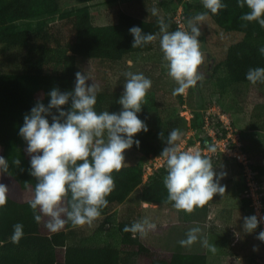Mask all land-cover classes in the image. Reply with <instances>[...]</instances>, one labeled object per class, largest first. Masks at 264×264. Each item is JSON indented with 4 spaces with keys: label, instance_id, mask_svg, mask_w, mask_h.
Returning a JSON list of instances; mask_svg holds the SVG:
<instances>
[{
    "label": "trees",
    "instance_id": "16d2710c",
    "mask_svg": "<svg viewBox=\"0 0 264 264\" xmlns=\"http://www.w3.org/2000/svg\"><path fill=\"white\" fill-rule=\"evenodd\" d=\"M76 1L86 3L92 0ZM177 2L183 9L186 28L190 17L206 11L202 5L182 3V0ZM224 3L227 7L211 15L201 27V32L205 33L210 28L216 36L225 40L220 43V47L225 48L222 63L226 75L233 84L247 87L246 103L254 107V114L258 117L264 113V84L253 86L245 79V74L250 68L264 67V55L258 51L264 47V27L255 22L242 21L240 17L248 9L239 7L237 0H224ZM59 11L60 0H0V50L19 55L11 72H0V156H4L9 164L8 172L0 175V183L9 188L7 203L0 206V264H208V251L199 241L190 247L179 244L194 227L201 229V239L208 238L211 226L205 223L157 225L156 230L146 236L137 234L134 237L123 231L125 225L131 223L121 221L116 226L119 243L113 247L84 245L88 238L81 239L75 231L78 227L71 223L61 231L51 233L44 227V221L40 224L34 221L29 201L34 198L36 179L29 175L30 156L26 152V142L21 144L23 138L19 135L24 115L30 112L38 100L47 106V93L52 88L61 91L74 88L78 59L105 61L114 67L129 61L136 62L138 58L154 52L155 42L142 48H132L134 38L129 29L138 26L144 33L159 31L158 19L147 21L121 10L116 11L113 23L95 25L87 8L60 14V24L49 27L55 29L52 34L43 31L44 22H39L36 28L26 26L21 29L17 25L18 22L53 15ZM164 20L169 25V31L177 30L173 18L167 16ZM60 33L65 35L64 41ZM51 41L56 46L52 51L46 47ZM42 54L44 60H50L51 55L55 57V71L40 66L41 60L37 56ZM125 79V74L119 75L113 88L97 94V112L118 113L121 110L118 100L123 93ZM68 107L70 105H66L65 110ZM221 109L228 113L225 108ZM202 111L194 113L189 125L181 116L182 119L177 117L165 121L159 118L154 128H149L147 133L137 134L140 147L133 146L130 150L150 161L160 156L172 129H180L184 136L189 129H193L198 132V136L203 124ZM53 114H56L55 110ZM239 134L242 151L247 154L254 177L262 188L264 210V191L261 185L264 178V155L248 152L244 148L240 131ZM192 143L193 139L189 140V144ZM16 160L20 161L19 165L14 164ZM218 161L212 160L213 166ZM229 163L236 166L241 184V166ZM145 165L125 166L121 171L113 173L115 189L107 197L109 204L101 216L110 214L122 205L139 187H142L140 200L143 204L172 207L171 203H165L168 195L164 185L166 167L157 169L143 182ZM241 195L247 206L242 184ZM17 223L23 225L24 237L18 244H14L10 237ZM105 226L106 223L99 226L94 236L98 237L99 233L104 235Z\"/></svg>",
    "mask_w": 264,
    "mask_h": 264
},
{
    "label": "clouds",
    "instance_id": "9594fccd",
    "mask_svg": "<svg viewBox=\"0 0 264 264\" xmlns=\"http://www.w3.org/2000/svg\"><path fill=\"white\" fill-rule=\"evenodd\" d=\"M201 2L206 11L190 17L186 29L169 31V25L160 17L157 7L150 10L152 16L158 17L157 33H144L138 26L129 29L134 38L132 48L159 41L167 75L177 84L173 96L186 94L204 79L199 71L204 62L199 39L201 27L211 15L227 7L224 0ZM237 4L248 9L241 15L242 21L264 27V0H237ZM258 51L264 55V47ZM125 77L118 113L97 112L95 105L100 88L87 72H77L71 91L52 88L47 93V106L38 100L24 115L19 135L26 142V152L30 156L29 175L36 179L34 198L29 201V206L33 210L34 221L37 224L44 221V227L51 233L61 231L68 223L74 227L91 226L101 217L109 204L107 197L115 189L113 173L128 165L125 158L127 150L133 146L140 147L137 134L149 131L138 114L152 81L142 73L128 72ZM245 79L253 86L264 84V67L250 68ZM66 105H70L67 110ZM183 136L180 129H172L159 157L167 170L165 203H171L178 211L190 213L195 207H202L226 192L221 181L227 172H217L211 158L199 151L181 150ZM207 151L215 153L216 148L209 146ZM14 164L19 165L20 161L16 160ZM8 170V161L0 156V175ZM8 191V186L0 183V206L7 203ZM243 220L244 232L251 234L264 222V217L258 219L252 215ZM156 228L150 219L143 218L125 225L123 231L134 237L137 234L144 237ZM200 232L199 227L191 228L186 238L179 241L180 246L190 247L199 241L209 252L216 253L217 247L207 238L201 239ZM23 237V225L15 224L11 241L18 244ZM257 239L264 242V231L259 232Z\"/></svg>",
    "mask_w": 264,
    "mask_h": 264
},
{
    "label": "rangeland",
    "instance_id": "374dc122",
    "mask_svg": "<svg viewBox=\"0 0 264 264\" xmlns=\"http://www.w3.org/2000/svg\"><path fill=\"white\" fill-rule=\"evenodd\" d=\"M182 3L202 5L201 0H182ZM180 4L177 0H92L86 3H78L76 0H60V11L53 15L44 16L37 19L18 22L19 28L24 29L26 26L36 28L39 22H44L43 31L52 34L53 30L49 28L51 25L60 24L59 15L69 11H75L79 8H87L90 12L91 19L95 25H108L114 22L115 13L118 10L124 11L132 16L147 21H153L158 17L152 16L150 10L157 7L160 10V17L164 19L170 16L175 17ZM203 8V7H202ZM172 23V20H171ZM53 27V26H52ZM64 34L60 33V38L64 41ZM201 50L204 54V62L200 66L199 71L204 79L198 82L195 88L189 89L186 94L173 96L172 92L177 87L176 82L167 75L164 67L163 53L161 52L159 41H155V50L151 54L144 55L137 59L136 62L129 61L125 65L112 66L110 63L95 59H78L77 72H87L92 81L95 82L100 91L113 88L119 77L128 72L142 73L145 77L152 81V87L148 91L145 102L142 104V111L138 114L139 118L144 121L148 128H154L158 119L162 118L175 119L181 116L184 109L192 113L200 112L209 107H221L229 113L230 119L240 131L244 148L252 155H264V113L256 116L253 111L254 107H249L246 103L247 87L245 85L233 84L226 75L222 63L224 47H220L225 40L216 36L212 29H208L200 36ZM51 51L56 47L53 41L46 46ZM18 54L12 51L0 50V72H11L14 64L17 63ZM40 59V66L46 67L49 71H55V57L51 55V59L44 60L43 54L37 56ZM44 60V61H43ZM92 81H88L89 84ZM184 107V108H183ZM220 107V108H218ZM223 113H225L223 111ZM181 118V117H180ZM182 119V118H181ZM188 132V131H187ZM184 138L186 136H183ZM183 138V139H184ZM25 141L22 140L21 144ZM1 149V148H0ZM254 153V154H253ZM127 166L137 164H148L140 154L133 150L125 152ZM147 161V162H145ZM217 172L226 171L227 176L221 181L226 186L224 194L217 195L212 201L210 208L206 205L195 207L192 212L178 211L173 207H160V214L167 211L169 214L163 215L158 219H152L153 212L147 209L150 205L143 204L140 200L142 187L133 191L124 201L125 204L120 205L110 214L103 215L98 218L91 226H79L76 228L80 238H88L83 244L87 246H106L114 245L118 242L115 228H113V215L119 216L123 214V210L129 213V217L125 221L133 223L137 220L148 218L153 223H178V222H200L205 217L203 209H213L215 216L211 215L210 221L205 224L211 226V244L217 247L216 253L207 252L210 256L208 264H219L220 254L230 250L231 240L234 241L235 252H245L249 243L252 245V253L255 252L261 256L257 264H264V242L257 239L259 229L248 234L243 230L244 217L250 216L249 210L241 195L240 176L236 166L232 163L218 161L214 163ZM264 191V178L261 180ZM144 207V208H143ZM235 210V215H222L220 211ZM232 223H238L233 225ZM117 223V219L115 221ZM121 222V221H120ZM106 223L105 234L99 233L98 237L94 233L99 226ZM105 225V224H104ZM116 225V224H115ZM223 232V233H222ZM213 233V234H214ZM220 233V235H218ZM219 236V237H218ZM235 240L237 241L235 243ZM247 246V247H246ZM254 249H256L254 251Z\"/></svg>",
    "mask_w": 264,
    "mask_h": 264
},
{
    "label": "built area",
    "instance_id": "2783aa9c",
    "mask_svg": "<svg viewBox=\"0 0 264 264\" xmlns=\"http://www.w3.org/2000/svg\"><path fill=\"white\" fill-rule=\"evenodd\" d=\"M174 24L177 29H186L185 16L182 7H179L174 17ZM184 108V107H183ZM220 108V107H218ZM194 113L187 109L182 110L183 117L188 125L193 119ZM203 124L200 128V134L193 129H189L183 139L182 149L184 151H199L202 155L208 156L212 160H222L223 162H234L241 166L242 176V194L247 200V207L250 216L256 215L258 219L264 217L263 210V192L261 186L256 181L249 159L246 153L242 151V143L239 130L234 127L230 115L223 113L222 109L215 106L209 107L202 111ZM193 139V143L189 144V140ZM209 146H215L216 152L207 151ZM145 165L143 174V182H146L153 173L165 166V162L160 158H154ZM259 232L264 231V222L258 226Z\"/></svg>",
    "mask_w": 264,
    "mask_h": 264
},
{
    "label": "crops",
    "instance_id": "0c3cea01",
    "mask_svg": "<svg viewBox=\"0 0 264 264\" xmlns=\"http://www.w3.org/2000/svg\"><path fill=\"white\" fill-rule=\"evenodd\" d=\"M0 154H1V149H0ZM123 204H125V203H123ZM122 204V205H123ZM211 203L210 202H208L207 203V205H206V207L207 208H210V205ZM160 207H162V206H155V205H150L147 209H149L150 210V212H153V214H152V219L154 218V216H155V220L156 219H158L159 217H161V216H163V215H167V214H169L167 211H165V213L162 215V214H160L159 213V210H161L160 209ZM144 208V207H143ZM207 208H205V209H203V212H204V214H205V217L204 218H202V220L200 221V223H206L208 220L210 221V219H211V215L212 216H215V214H214V211L215 210H211V209H209V211L207 212V213H205V211H206V209ZM221 212H222V215H229V216H232V215H235V210L233 211V210H228V211H226V209L224 210V211H220V214H221ZM119 214H123V215H121V216H119L118 214H117V217H116V215L114 214L113 215V220H112V224H113V228H115L116 226H117V224L120 222V221H125L126 219H128L129 217L127 216L129 213H127V212H125V210H123V212L122 213H119ZM210 218V219H209ZM116 219H117V223L115 222L116 221ZM231 223H232V220L230 221ZM116 224V225H115ZM156 225H169V224H174V223H160V221H159V224H158V222L157 223H155ZM238 223H232V225H233V228H234V225H237ZM107 228H109V226L107 225L106 226ZM115 230H116V228H115ZM212 232V231H211ZM211 232H209V234H208V238H207V240L209 241V243L211 244V239L213 238V235H215V233H214V230H213V233L211 234ZM116 233H117V231H116ZM223 233V232H222ZM218 235H220V233H218ZM117 237H118V235H117ZM219 237V236H218ZM237 241L235 240V243H236ZM118 243H119V240H118V242H116L114 245H112L113 247H117L118 246ZM213 244H215V243H213ZM234 246H235V244H234V241L233 240H231V246H230V250H228V251H226L225 253H223V254H220V259H219V264H257V262L260 260V258H261V256H258L255 252H253L252 253V245L249 243V246L247 247L248 249H247V251H245V252H235V250H233V248H234ZM208 251V250H207ZM214 256V255H213ZM213 256H210L209 254H208V260H209V258H211V257H213Z\"/></svg>",
    "mask_w": 264,
    "mask_h": 264
}]
</instances>
